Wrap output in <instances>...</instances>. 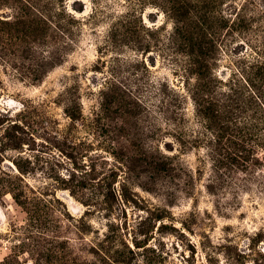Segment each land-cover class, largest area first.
Masks as SVG:
<instances>
[{
	"label": "rangeland",
	"instance_id": "374dc122",
	"mask_svg": "<svg viewBox=\"0 0 264 264\" xmlns=\"http://www.w3.org/2000/svg\"><path fill=\"white\" fill-rule=\"evenodd\" d=\"M0 264H264V0H0Z\"/></svg>",
	"mask_w": 264,
	"mask_h": 264
}]
</instances>
